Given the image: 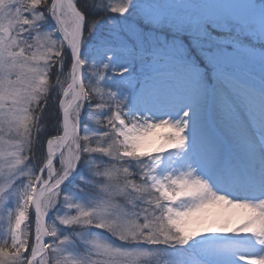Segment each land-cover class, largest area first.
Instances as JSON below:
<instances>
[{
	"label": "rangeland",
	"instance_id": "obj_1",
	"mask_svg": "<svg viewBox=\"0 0 264 264\" xmlns=\"http://www.w3.org/2000/svg\"><path fill=\"white\" fill-rule=\"evenodd\" d=\"M73 1L80 6L85 2ZM108 1L106 3L110 6L107 7L113 14L108 18H101L94 13L89 36L86 35L85 38L81 56L83 62L79 70L77 69L78 100L72 111V137L62 155L49 167L40 187L38 201L49 221L48 239L52 248L50 255L35 264H63L66 261L71 264H89V262L94 264L90 261L93 254L97 255L95 262L98 261V264H141L140 260L143 258L147 260L154 255L162 254L163 249L155 248V245L156 243L161 245L162 239L165 240L162 243H166L168 237L170 240L167 242L175 248L174 251L179 245L182 246L180 249L184 259L183 262L182 259L178 260V264L213 262L210 246L203 242L204 238L186 229L185 224L173 216V203L180 193V184L175 182L173 170L162 171L161 179L156 177L158 160L168 148L179 143L187 149L185 141L187 136L180 135L184 121L181 115L174 111L177 107L169 109L166 106L161 107L160 104L172 97L170 106H173L176 97L178 104L182 101L184 105L187 103L186 112H193L198 108L196 104L198 101H189L190 92L186 87L191 90L202 88L200 91L211 94L215 104L227 109L223 118L230 120L227 122L230 125L223 126L217 119L206 117L199 129L195 128L196 131H234L239 125L237 123L239 120L235 118L237 115L244 120L252 121L251 124L250 121L248 122L249 129L256 134L258 131L256 124L248 118L254 115L260 119V115H264V101L260 95L259 98L254 96L250 88L241 85L239 81L243 80L249 84V87L255 89H258V81L246 78L239 71L224 72L221 69L245 65L258 71L260 67H264V49L260 48L257 53L253 48L245 45L235 46L239 47L237 50L223 47L222 43L227 41L228 37H221L216 32L215 26L221 25L222 30L226 31L237 25L234 27L245 32L247 38L251 36L252 41H257L264 47V11L260 10L262 4L258 0H153L155 5L152 0ZM153 8H157L158 11L154 12ZM130 18L146 23L150 27L143 31L137 29L134 26L136 23L131 22ZM77 37L78 20L65 0H0V225L2 216L7 217L2 215L3 212L8 211V219L12 214L8 207L11 191L4 199L1 198L9 188L7 184L10 180L13 182L30 174L29 170H24L26 167H23L22 156L27 148L30 131L35 127L34 116L37 115L35 112L38 101L44 96L48 100L58 99L61 101L62 113L70 101L69 79L63 77L66 67L60 65L61 67L56 70L58 78L52 83L51 70L55 59L57 62H64L69 57L74 58ZM129 41L145 50L132 52L129 57H121L122 64L131 61L134 57L142 58L152 49H157L165 52L167 59L163 61L165 69L163 66L151 68L153 72L156 70L154 82L159 83L157 86L159 92L155 91L158 95H152L146 89L142 90L141 95L136 91L132 103L124 108L120 106L118 112L114 113L113 122L109 123L110 103L117 99L111 91L113 87L110 81L118 80L120 75L111 69L113 62L105 60L101 55L109 47L114 48L117 44ZM124 50L128 49L125 47ZM190 52L195 53L196 58L206 64L207 72L203 75L204 72L200 73V68L189 63L184 74L187 80H183L173 73L175 68L179 69L181 66V62L173 55L176 53L189 58ZM86 64L90 71L93 70L94 74H98L97 80L90 76L88 84L85 82ZM204 76L205 79L211 77L212 82L200 80V77ZM149 78L150 75L145 77L144 81ZM132 79V77L124 78V82L132 85L134 83ZM178 80L182 83L179 90L175 88ZM165 81L172 84L164 87ZM95 84L96 87H92ZM87 85L91 86L93 90L90 91L96 94L99 100L96 109L90 112H87L89 103ZM219 85L226 86V94L222 96L219 94L217 91ZM142 94L145 98L141 101V105L134 107V99L137 96L141 97ZM253 97H255L254 101L258 100L257 106L251 103ZM260 105L261 108L258 107ZM242 106L249 110L248 118L240 113ZM213 109H216L215 105ZM205 113L202 107V112L196 120L203 118ZM172 115H175V118H172ZM101 124H106L107 128L103 129ZM261 128L264 129V119L261 120ZM61 129L64 131V124ZM154 129L162 134L158 146L148 149L149 147L137 143L138 135L149 136ZM63 134L64 132H61L56 138L46 141V150L49 154L59 149ZM106 142L110 143L106 144ZM84 146L91 148H84V152ZM259 152L264 154V150ZM86 154L91 157L90 166L99 167L100 164L101 167L95 170L93 179L88 177L84 182L87 186L96 185V188L88 196L76 188L70 189L63 198L67 204L59 209L56 207L58 193L64 188L67 179L72 177L82 155ZM156 156L157 160H155ZM125 157L128 161L121 160ZM131 161H140L149 170L140 172L131 167V163H134ZM140 174L143 178H141L142 184H138V187L146 191L148 185L149 189L158 192V195L153 194L151 199L143 198L146 206L142 201L139 203L138 199L141 198L134 196L136 192L131 188L137 182L135 177ZM110 175L116 178L109 179ZM125 177H127L126 181H124ZM168 188L173 193H170ZM30 189L31 185L28 181L20 191L22 198L18 202V208L15 205L12 207L16 210L15 221L22 213L24 224L18 231L14 229L15 223L11 226V240L8 246L13 253L1 255L0 251V264H22L28 249L31 255L41 250L37 233L32 243H29L28 229L24 228L29 221ZM160 195L168 201L164 206L166 212L164 223L169 224L168 229L163 226L159 228L153 225L149 218L146 219L150 212L149 200L153 201ZM147 197L150 198V195ZM129 200L133 203L132 207H128ZM242 203V209L254 214V224L263 223L264 227L263 204ZM150 218L152 219L151 216ZM3 227L5 228L6 225ZM74 227H84V229L78 232L72 231ZM95 230H104L115 240L110 239L108 235H97L94 233ZM28 244L31 246L29 247ZM259 260L263 264V257ZM156 261L144 264H157Z\"/></svg>",
	"mask_w": 264,
	"mask_h": 264
},
{
	"label": "bare ground",
	"instance_id": "obj_2",
	"mask_svg": "<svg viewBox=\"0 0 264 264\" xmlns=\"http://www.w3.org/2000/svg\"><path fill=\"white\" fill-rule=\"evenodd\" d=\"M217 91L221 96L226 94V86L219 85ZM205 93L192 90V100L198 101V108L193 112L185 111L187 104L180 106L178 111L182 110L185 124L180 135L191 134L188 130H193L196 123H199L196 127L198 130L202 121L210 117L217 119L223 126L230 125L227 123L230 120L223 118L227 109L215 104V100L211 101V94ZM144 98L145 95L142 94L135 105ZM254 98L251 103L257 106L258 100L254 101ZM172 101L173 98L170 97L162 106H169ZM202 107L206 112L205 117L202 116L197 122L196 118L201 114ZM258 107L261 108V105ZM239 111L248 118L247 108L242 106ZM235 118L239 120V125L234 131H194L199 132V135L186 145L187 149L179 143L168 148L158 160L156 177L161 179L162 171L173 170L175 182L180 184V193L173 203V216L181 220L186 229L204 238L203 242L210 246L214 258L210 264H261L259 259L262 257L264 264L263 223L254 224V214L242 209L239 189H235V193H229L232 185L240 183L248 173L261 188V197H264V154L259 152L264 146V131H259L256 135L249 129L250 120L237 115ZM260 118H264V115L261 114ZM248 119L253 120L257 126L256 120H259L254 115ZM160 133L154 129L149 136L138 135L137 143L149 147L148 149L154 148L159 145ZM23 224L24 217L20 213L14 229L18 231ZM150 261L151 258L148 261L143 258L140 263Z\"/></svg>",
	"mask_w": 264,
	"mask_h": 264
},
{
	"label": "trees",
	"instance_id": "obj_3",
	"mask_svg": "<svg viewBox=\"0 0 264 264\" xmlns=\"http://www.w3.org/2000/svg\"><path fill=\"white\" fill-rule=\"evenodd\" d=\"M91 1V0H90ZM88 6V5H86ZM86 10L88 12H90L87 8ZM91 13V12H90ZM89 16H91L89 14ZM91 21H92V17H90ZM90 24V23H89ZM92 25V23L90 24ZM89 25V26H90ZM217 30L216 32L221 35V37L223 36H227L228 40L224 41L223 43L225 45L228 44H239L240 42H246L245 39L247 38V35H240L239 31H234V30H229L226 29V31L222 30L221 27H215ZM248 39L251 40V37H248ZM252 41V40H251ZM259 45V44H258ZM232 46V45H230ZM65 60V59H64ZM71 62V58L69 57L67 61L64 62H57V59H55L53 61V66H52V70H51V83L58 78V71L56 72V70L58 68H60V65H64V67H66V73H64L63 77L68 79V68ZM87 65V64H86ZM85 70L87 72V75L85 76V82L87 83L89 77L91 76V78H94V80H97L98 74H94L92 71H90V69L88 68V65L85 67ZM98 73V71H97ZM88 84V83H87ZM98 85H101L98 83ZM88 86V85H87ZM92 87H96V84ZM89 89V103L87 104V112L93 111V109L98 105V98L96 96V94H94L91 89V86H88ZM113 95H116V89L113 87L111 89ZM117 96V95H116ZM38 107H37V111L35 112L34 116V125L35 127H32V130L30 131V134L28 136V142H27V148L23 153L22 156V163H23V167L24 170H29L30 174H28V176H24L23 178L25 179H29L30 181L34 180L36 174L38 173V170L40 168V165L43 163V161L46 159V157L49 155V153L46 150V141L47 140H51L53 138H56L59 134H61V128H62V119H61V109L59 108V100H53V99H49L44 96L42 100L38 101ZM111 104V108L108 111V116L110 118L109 123L113 122V116H114V112H115V104L110 103ZM117 104V103H116ZM96 109V108H95ZM106 125V124H105ZM104 124H101V126L103 127V129H106L107 127ZM111 126V125H110ZM111 130H113L112 126H111ZM114 141V140H112ZM110 142H106V144H109ZM94 145V144H93ZM115 145V142H114ZM84 148L86 149H90L91 146H84L83 147V151ZM85 152V151H84ZM119 152V151H118ZM117 152V153H118ZM121 160H127L128 158H122ZM127 163L126 161H123V163ZM134 163H131V167L140 171V172H146L147 171V166L145 164H142L140 161H131ZM92 163L91 157L86 155H82V158H80L78 167L75 169L73 175L71 178H68L67 181L64 183V188H61L60 192L58 193V199L56 200L57 206L59 209H62L65 204H67L65 202V199L63 200V198L66 196V193L69 192L70 189L72 188H76L78 191H80L82 194H86L85 196H88V194H91L95 188L96 185L93 186H87L84 182L86 180V178H92V176H94V172L97 168H101L100 164L99 167H94V166H90ZM131 167L129 168V170L131 171ZM105 178H107V176H105ZM109 179H115L116 176L114 175H110L108 176ZM126 178L124 179V181H126ZM141 178H143V175L140 174L139 176H136L135 179L137 180V182H135L132 185V189L135 190L136 195L138 198L139 203L142 201V203L144 204V206H146V201L143 200V198H147V199H151L153 197V194H157L158 192L155 190H151L149 189L148 185L146 186V191L144 189L139 188L138 184H142V180ZM67 184V185H66ZM9 186L11 185V183L8 184ZM20 189V188H19ZM87 192H86V191ZM141 192H137L140 191ZM152 191V192H151ZM141 194V195H140ZM147 195H150V198L147 197ZM133 196V197H134ZM14 197H16L14 195ZM61 198V199H60ZM76 198V197H75ZM154 201V202H153ZM153 201L149 200V206L150 208H148V210L151 212H149V217H146V219H150V221L153 223V225L155 224V226L161 228L163 226V228L168 229L169 224H165V204L167 202V200L162 197L161 195L158 196L157 198L153 199ZM90 202V201H89ZM157 202V203H155ZM83 203H85L83 201ZM91 204L94 205L93 202H90ZM158 203H161L158 204ZM128 207H132L133 203L129 200L127 201ZM158 204V205H157ZM32 216V214H31ZM150 216L152 217V219L150 218ZM14 220V216L11 215V219L8 223V221H4L2 222V226L0 228V251H1V255L2 254H10L13 253V250L10 251L11 248H9V243H10V227L11 224ZM7 223H8V227H7ZM32 224H34V222L32 221ZM6 225V227L4 228L3 226ZM73 228V227H72ZM84 227H74V229H72V231H81L83 230ZM76 232V234H77ZM75 234V235H76ZM170 240L169 237L167 239V241ZM165 240L162 239V242H164ZM166 241V242H167ZM84 252V250H83ZM181 254H183L182 251H173V252H169L166 253L167 256H169L168 258H165L164 256L159 260L156 261L157 264H178V259L177 257L180 256ZM30 256V253L27 252L25 257V261L22 264H25L27 262L28 257ZM94 256V254H93ZM93 256L90 257V261L91 258H93ZM94 262V261H91ZM99 262H94V264H98ZM90 264V262H89ZM93 264V263H91Z\"/></svg>",
	"mask_w": 264,
	"mask_h": 264
},
{
	"label": "water",
	"instance_id": "obj_4",
	"mask_svg": "<svg viewBox=\"0 0 264 264\" xmlns=\"http://www.w3.org/2000/svg\"><path fill=\"white\" fill-rule=\"evenodd\" d=\"M69 8L78 16L79 18V37H78V47L76 51V55L74 57V60L72 62L71 66V81H70V89H71V97H70V102L66 109L64 110V118L66 122V128L64 131V138L61 142V146L59 150L52 154L51 156L48 157L46 162L43 164V166L40 169V172L38 176L35 179L32 192H31V200L30 204L33 209V212L39 221L40 224V235H41V240H42V246L43 249L41 252L33 255L29 262L27 264H33L37 259H39L46 251H47V245H46V232H47V225L46 221L41 215L37 203H36V195H37V190L39 183L41 179L44 177L47 169L60 157V155L63 153L65 148L67 147L71 137H72V109L74 107V104L77 99V87H76V81H75V67L77 64L80 62V56H81V49H82V40L84 37V29H85V24H86V17L85 15L80 11L78 6L72 1V0H66Z\"/></svg>",
	"mask_w": 264,
	"mask_h": 264
}]
</instances>
